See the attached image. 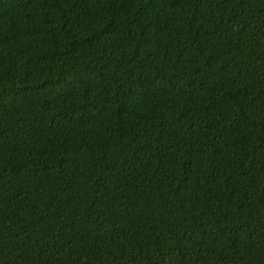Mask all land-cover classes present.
Returning <instances> with one entry per match:
<instances>
[{
  "label": "trees",
  "instance_id": "obj_1",
  "mask_svg": "<svg viewBox=\"0 0 264 264\" xmlns=\"http://www.w3.org/2000/svg\"><path fill=\"white\" fill-rule=\"evenodd\" d=\"M0 264H264V0H0Z\"/></svg>",
  "mask_w": 264,
  "mask_h": 264
}]
</instances>
